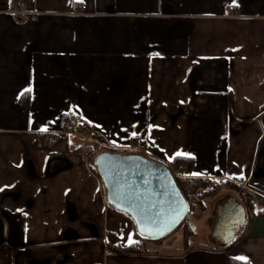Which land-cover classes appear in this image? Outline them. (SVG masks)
Listing matches in <instances>:
<instances>
[{
	"label": "crops",
	"instance_id": "crops-1",
	"mask_svg": "<svg viewBox=\"0 0 264 264\" xmlns=\"http://www.w3.org/2000/svg\"><path fill=\"white\" fill-rule=\"evenodd\" d=\"M68 119L89 137L47 146ZM101 144L264 197V0H0V264H228L214 228L233 200L193 215L200 248L108 250L136 236L91 170ZM244 211L234 257L264 264Z\"/></svg>",
	"mask_w": 264,
	"mask_h": 264
},
{
	"label": "water",
	"instance_id": "water-1",
	"mask_svg": "<svg viewBox=\"0 0 264 264\" xmlns=\"http://www.w3.org/2000/svg\"><path fill=\"white\" fill-rule=\"evenodd\" d=\"M104 189L107 203L127 214L140 236L158 241L169 236L185 219L188 204L174 177L162 164L141 155L111 152L92 160ZM246 221L244 208L222 214L214 235L230 243Z\"/></svg>",
	"mask_w": 264,
	"mask_h": 264
},
{
	"label": "trees",
	"instance_id": "trees-1",
	"mask_svg": "<svg viewBox=\"0 0 264 264\" xmlns=\"http://www.w3.org/2000/svg\"><path fill=\"white\" fill-rule=\"evenodd\" d=\"M102 152H111V153H116V154H121V155H132V153H128L126 151L122 150H117V149H109V150H102L98 151L97 154L102 153ZM95 154L94 157L97 155ZM93 157V158H94ZM147 158V157H146ZM93 160V159H92ZM91 160V170L98 176L95 167L93 166ZM187 159L183 158H174L172 160V163L174 165H185L187 164ZM99 178V177H98ZM174 180L176 182V185L184 197V199L187 201L188 204V213L183 220V222L166 238L158 241H153L148 238H145L143 236H140L136 229L135 226L130 219V217L122 212H119L115 210L113 207H111L108 204V208L117 214L125 217L131 224L135 236H136V242L133 243L130 246H127L125 248H119V247H109L110 245H107L108 250H112L113 252L116 253H123V254H128V255H145L148 253V244L153 243V244H160L163 240L167 239L168 237L174 235V233L182 228V233H181V240H182V245L184 249H192V248H200L202 246H195L192 247V244L190 243L191 239L194 237V229L192 228V225L194 224L196 219L193 218V213L196 211L199 212H205V207L206 204L210 200L216 199L219 195V186L218 184L216 185L213 181L206 179V178H196V177H186V178H177L174 177ZM227 186L233 187L234 191L240 196L239 200L242 204V206L250 213V215L258 218H262L264 220V198L259 196V195H254L247 189H242L241 186L239 185H233L229 182H224ZM105 192V189H104ZM195 195L196 199L192 200L191 196ZM254 199L256 200L254 202ZM248 228V219H246L244 225L238 229L236 232L234 239L226 244V245H221L218 247V250H224L226 252H229L231 254V257L228 260V264H249L248 261L245 260H239L234 257L235 251L237 247L239 246L240 242L243 240L245 232ZM192 247V248H191Z\"/></svg>",
	"mask_w": 264,
	"mask_h": 264
},
{
	"label": "built area",
	"instance_id": "built-area-1",
	"mask_svg": "<svg viewBox=\"0 0 264 264\" xmlns=\"http://www.w3.org/2000/svg\"><path fill=\"white\" fill-rule=\"evenodd\" d=\"M84 12H85V7L82 5H79L77 7V13L82 14ZM13 13H14V15H16L18 17H22V18H25L29 15V13L26 10V6L23 2H17L16 3V9H14ZM30 16L32 18H34L36 15L32 14ZM62 135H76V136L88 138L89 137V129L86 125L76 121L75 119H68L65 122L63 128L59 132L52 133V134H49L46 136L45 144L49 147L53 146L54 144H56L58 142L59 138ZM99 146L101 148L105 147V145H103V144H101ZM106 148H108V147L106 146ZM108 149H112V148L109 147ZM123 151H126L128 153H132L135 155L144 156L143 155L144 154L143 153V144L131 145V146L123 149ZM163 165L169 170V172L172 174L173 177H177V178L190 177L188 174L187 168L183 165H177L176 166L173 163H165ZM191 199L195 200L196 196L192 195Z\"/></svg>",
	"mask_w": 264,
	"mask_h": 264
},
{
	"label": "rangeland",
	"instance_id": "rangeland-1",
	"mask_svg": "<svg viewBox=\"0 0 264 264\" xmlns=\"http://www.w3.org/2000/svg\"><path fill=\"white\" fill-rule=\"evenodd\" d=\"M94 147H95V145H93ZM96 147H97V151H100V150H104V148H101V147H99V146H97L96 145ZM112 149H116V148H112ZM105 150H109V149H105ZM117 150H120V149H117ZM97 154V153H96ZM230 183V182H229ZM216 185L218 184V186H219V190H220V192H219V196L216 198V199H214V200H210L209 202H208V205H214V204H216V203H219V205L220 204H225V206H226V204H227V201H229V200H233V201H238V202H240V200H239V198H240V196L234 191V189H233V187H229V186H227L224 182H221V183H215ZM231 184H233V183H231ZM233 185H235V184H233ZM242 189H245V188H243L242 187ZM264 198V197H263ZM220 200V201H219ZM226 201V202H225ZM256 200L254 199V202H255ZM241 203V202H240ZM242 205V204H241ZM205 209L207 210V206L205 207ZM205 210V211H206ZM196 214H200V212L199 211H196V212H194L193 213V215H196ZM211 220V219H210ZM213 220V219H212ZM213 222V221H212ZM182 228H180V229H178L175 233H174V235H172V236H170V237H168L167 239H165V240H163L160 244H154V245H163L164 243H166V241H168V242H176V245L178 246L181 242H182V240H181V233H182ZM179 242V243H178ZM190 243L191 244H195V243H197L196 242V238L195 239H191V241H190ZM155 248H156V246H154ZM161 249V248H160Z\"/></svg>",
	"mask_w": 264,
	"mask_h": 264
},
{
	"label": "snow or ice",
	"instance_id": "snow-or-ice-1",
	"mask_svg": "<svg viewBox=\"0 0 264 264\" xmlns=\"http://www.w3.org/2000/svg\"><path fill=\"white\" fill-rule=\"evenodd\" d=\"M75 2H83V0H75ZM240 259H244V258H240Z\"/></svg>",
	"mask_w": 264,
	"mask_h": 264
}]
</instances>
